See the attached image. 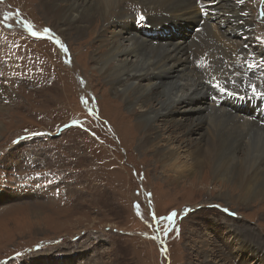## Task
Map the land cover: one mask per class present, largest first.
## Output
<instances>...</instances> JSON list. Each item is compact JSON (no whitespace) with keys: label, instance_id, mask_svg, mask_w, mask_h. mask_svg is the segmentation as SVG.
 Instances as JSON below:
<instances>
[{"label":"rangeland","instance_id":"374dc122","mask_svg":"<svg viewBox=\"0 0 264 264\" xmlns=\"http://www.w3.org/2000/svg\"><path fill=\"white\" fill-rule=\"evenodd\" d=\"M243 2L264 50V0ZM74 35L56 33L36 0H0V264H264V203L204 171L169 180L90 62L95 39ZM198 38L190 49L214 48ZM247 134L263 142L264 127Z\"/></svg>","mask_w":264,"mask_h":264},{"label":"bare ground","instance_id":"6f19581e","mask_svg":"<svg viewBox=\"0 0 264 264\" xmlns=\"http://www.w3.org/2000/svg\"><path fill=\"white\" fill-rule=\"evenodd\" d=\"M36 1L60 36L87 33L95 39L85 47L90 62L113 102L126 109L130 126L141 136L138 147L151 153L169 180L204 171L221 190L237 191L239 201L264 203V140L241 142L257 122L249 120L245 109L217 107L213 99L222 88H211L221 82L235 96L264 95V50L255 44L253 16L244 0ZM125 3L138 5L143 19L127 14ZM171 28L175 35L169 34ZM200 36L214 48L190 49V41ZM157 82L160 91L153 90ZM208 113L231 129L225 132L212 120L207 124ZM250 256L258 258L256 252ZM223 261L209 258L207 264Z\"/></svg>","mask_w":264,"mask_h":264},{"label":"snow or ice","instance_id":"6c2138e0","mask_svg":"<svg viewBox=\"0 0 264 264\" xmlns=\"http://www.w3.org/2000/svg\"><path fill=\"white\" fill-rule=\"evenodd\" d=\"M140 19H143V17L141 16ZM28 30H29V32H30V34H31L32 36H34V37H39V36H40V33L37 32V31H34V30L32 29V26H31V25H28ZM44 31H50V30L45 29ZM55 42H56L57 44L60 43L58 40L55 41ZM60 47L63 48V45H60ZM64 50L66 51V49H64ZM249 67H251V65H249ZM216 86L219 87V84H217ZM221 91H223V89H221ZM85 102H86V101H85ZM175 215H176V213L173 212V213H171L168 217H166V219L171 220Z\"/></svg>","mask_w":264,"mask_h":264}]
</instances>
